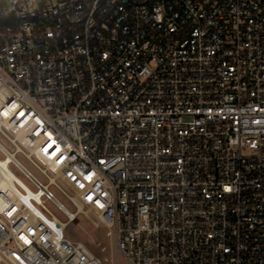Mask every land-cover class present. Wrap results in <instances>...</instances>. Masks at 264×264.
<instances>
[{
	"label": "built area",
	"instance_id": "built-area-1",
	"mask_svg": "<svg viewBox=\"0 0 264 264\" xmlns=\"http://www.w3.org/2000/svg\"><path fill=\"white\" fill-rule=\"evenodd\" d=\"M0 3V264H264V0Z\"/></svg>",
	"mask_w": 264,
	"mask_h": 264
},
{
	"label": "rangeland",
	"instance_id": "rangeland-1",
	"mask_svg": "<svg viewBox=\"0 0 264 264\" xmlns=\"http://www.w3.org/2000/svg\"><path fill=\"white\" fill-rule=\"evenodd\" d=\"M0 141L5 144L8 148L13 149L11 144H9L6 138L1 134ZM0 156L2 157L1 153ZM18 157L29 169H31L35 174L40 176L38 170L23 155L19 154ZM14 171L34 189V186H32L28 182V180L19 170L14 169ZM57 194L67 204L69 208L73 209V206L67 200H65L61 195H59L58 192ZM48 205L51 209H53V211L60 219L66 220V216L61 211L56 209V207L50 203ZM65 236L71 239L72 241H79L84 243L90 250H92L97 255H102V246L108 245V241L106 239V228L98 224L97 216L93 212H88L87 210L85 214H81L79 216L77 221L71 223L65 229ZM118 264H131V262L125 257L120 256Z\"/></svg>",
	"mask_w": 264,
	"mask_h": 264
},
{
	"label": "trees",
	"instance_id": "trees-1",
	"mask_svg": "<svg viewBox=\"0 0 264 264\" xmlns=\"http://www.w3.org/2000/svg\"><path fill=\"white\" fill-rule=\"evenodd\" d=\"M2 4L0 3V25H4L7 23V18L4 16L1 10Z\"/></svg>",
	"mask_w": 264,
	"mask_h": 264
},
{
	"label": "bare ground",
	"instance_id": "bare-ground-1",
	"mask_svg": "<svg viewBox=\"0 0 264 264\" xmlns=\"http://www.w3.org/2000/svg\"><path fill=\"white\" fill-rule=\"evenodd\" d=\"M66 211H67V212H69V213H71V211H70V210H68V209H66ZM80 212H81V211H80ZM74 216H75V215H74Z\"/></svg>",
	"mask_w": 264,
	"mask_h": 264
}]
</instances>
